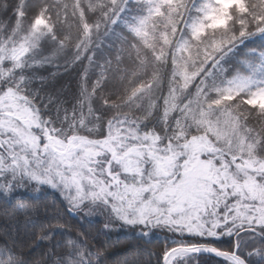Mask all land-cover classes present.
<instances>
[{
    "label": "snow or ice",
    "instance_id": "6c2138e0",
    "mask_svg": "<svg viewBox=\"0 0 264 264\" xmlns=\"http://www.w3.org/2000/svg\"><path fill=\"white\" fill-rule=\"evenodd\" d=\"M121 233L118 264H264V0H0V264Z\"/></svg>",
    "mask_w": 264,
    "mask_h": 264
},
{
    "label": "trees",
    "instance_id": "16d2710c",
    "mask_svg": "<svg viewBox=\"0 0 264 264\" xmlns=\"http://www.w3.org/2000/svg\"><path fill=\"white\" fill-rule=\"evenodd\" d=\"M121 236V243L116 244L115 247H113L110 250V255L113 257V264H118V262L123 259V257L120 255V253H123L125 249L127 248V243L123 241V233L119 234ZM116 234L113 236V240H115Z\"/></svg>",
    "mask_w": 264,
    "mask_h": 264
}]
</instances>
